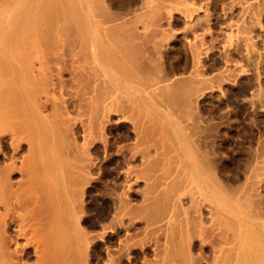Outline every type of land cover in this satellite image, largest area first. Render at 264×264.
Here are the masks:
<instances>
[{"label":"bare ground","instance_id":"bare-ground-1","mask_svg":"<svg viewBox=\"0 0 264 264\" xmlns=\"http://www.w3.org/2000/svg\"><path fill=\"white\" fill-rule=\"evenodd\" d=\"M233 84L228 173L241 111L201 105ZM256 122L264 0H0V264H264Z\"/></svg>","mask_w":264,"mask_h":264},{"label":"rangeland","instance_id":"rangeland-1","mask_svg":"<svg viewBox=\"0 0 264 264\" xmlns=\"http://www.w3.org/2000/svg\"><path fill=\"white\" fill-rule=\"evenodd\" d=\"M250 1V0H249ZM177 15V14H176ZM214 29V28H213ZM215 30V29H214ZM178 31V30H177ZM179 35V34H178ZM189 35V34H188ZM181 35H179V37H180ZM188 37V39L190 38V36H187ZM191 38H192V36H191ZM190 38V39H191ZM235 41V40H234ZM180 46H181V44L180 43H176V45L174 46V47H176V48H174V49H177L178 50V47L180 48ZM166 47H168V46H166ZM170 49V48H169ZM174 51V50H173ZM175 52V54H173L172 56H175V57H173V58H175V59H173V58H171L170 56H169V59H167L166 60V64L168 65V66H173L174 65V60L176 61L175 63L177 64L178 62H180V65H181V63H182V65H183V58H184V56H183V52L184 51H181L180 52V55H181V57H176V53H177V51L175 50L174 51ZM179 55V56H180ZM180 58H181V60H180ZM172 59V60H171ZM180 60V61H179ZM182 61V62H181ZM172 62H173V64H172ZM50 67H51V63L50 64H48ZM53 66V65H52ZM175 66H177V65H175ZM174 67V66H173ZM230 67H232V66H230ZM68 70H69V68H68ZM187 71H188V68L186 69ZM212 70H214V69H212ZM212 70H209V74L207 73V75L210 77V76H213V74L214 73H216V70H214V71H212ZM187 71H180V70H175V73H176V75L177 76H184V74L187 72ZM211 71V72H210ZM217 72H218V70H217ZM183 73V74H182ZM181 74V75H180ZM63 76H62V78L66 81L67 79H68V77H69V75H68V72L67 71H64L63 72V74H62ZM247 78L248 77V79H252L253 78V74H248V75H246V76H243V78ZM242 78V80L244 81V79ZM229 85V84H228ZM234 85V84H233ZM232 85V86H233ZM232 86H230V87H232ZM235 85L232 87V88H228V91H227V96H226V98H221V100H220V97L218 96V92H217V90H211V91H208V93H206L207 94V98L204 96V98H202V105H201V107L203 108V109H201V115H202V117L203 116H205L206 117V115L208 114V117H209V115H210V118L212 117V122H214L216 119H219V118H217L219 115L221 116V117H223V114L224 115H226V117L228 118L229 116H232V114L230 115V113L229 112H231V110H229V109H233L232 111L234 112V116L237 114H240L239 112L241 111V116L242 117H240L239 115L236 117L237 119V121H239V124H240V127H239V124H238V126L237 127H235V128H232V127H234V126H229V122H231V124L230 125H233L232 124V121L231 120H233L234 118L233 117H229V118H231V120H229V118H228V120H226V117L225 118H222V119H225L227 122H228V128H227V130L229 131L228 132V134L229 135H233L232 137L233 138H239L238 139V141H240V142H237V139L235 140H232L233 138L232 137H230L228 140H231V141H228L227 140V142H226V144H227V146H230L229 147V150L230 151H228L227 150V148H226V150H225V153H226V155H227V157L225 158V161L227 162L226 163V166H227V170L229 171L228 173H230L231 172V170H232V172H234V163L233 162H235V160L236 161H238L237 160V157L239 156V154L238 153H240V152H242V151H240L239 150V148L241 147V148H243V147H245L246 148V146H248L247 144H245L246 142H247V134H246V132L248 133V130H249V127L247 126V128H248V130L245 128V127H242V126H244V121H246V122H250V121H247V119L249 120V118L250 117H252V115H251V108H247V110H245L246 108H242V106H241V104L243 105L244 103H246V100L250 97V93H246V92H244L245 93V95L244 94H242L243 92H239L238 90H236V88L237 87H235ZM239 87V86H238ZM69 88V87H68ZM69 90H71V89H66V91H69ZM66 91L64 92V94L66 95L67 93H69V92H67L66 93ZM211 92V93H210ZM239 93L241 94V95H239ZM243 95V96H242ZM219 98H218V97ZM65 97V96H64ZM68 97V94H67V96H66V98ZM206 98V99H205ZM244 98V99H243ZM246 98V99H245ZM218 99V100H217ZM204 100H205V102H204ZM219 100L221 101L220 103H219ZM205 104H204V103ZM223 102V103H222ZM226 102H227V104L228 105H224V104H226ZM217 104V105H216ZM218 104H220L219 105V107H218ZM221 104L222 105H224V106H221ZM214 105H216L219 109H220V106H221V112H218V113H220V114H218V113H216L217 111L216 110H218L217 108L215 109V107L213 108V106ZM200 107V108H201ZM239 107H241V109L239 108ZM213 108V109H212ZM205 109V110H204ZM210 110V112L211 113H214V111H215V113L214 114H210V112L208 113V111ZM240 109V110H239ZM257 109V108H256ZM205 112H204V111ZM206 110H208V111H206ZM213 110V111H212ZM218 111H220V110H218ZM235 111H236V113H235ZM238 111V112H237ZM257 111L259 112L258 114H262V112H263V110H261V108H258L257 110H256V115L254 116V119L255 120H259V118L258 117H261V115H258L257 114ZM262 111V112H261ZM202 112L204 113V114H202ZM227 112V113H226ZM244 112H246V113H244ZM248 112V113H247ZM261 112V113H260ZM73 113V114H72ZM221 113H223L222 115H221ZM226 113V114H225ZM242 113H243V115H242ZM71 114L74 116V112H71ZM215 114L217 115V116H215ZM211 115H213V116H215L214 118H213V116H211ZM245 115H247L245 118H247V119H245L244 118V116ZM258 115V116H257ZM219 116V117H220ZM250 116V117H249ZM205 117L203 118L204 120H207V118L208 117H206V119H205ZM239 117V118H238ZM249 117V118H248ZM209 118V119H210ZM233 118V119H232ZM240 118H241V120H240ZM244 118V121L242 122L243 123V125H241L242 123H240L241 121H242V119ZM215 119V120H214ZM208 121V120H207ZM227 122L225 123V124H227ZM245 122V123H246ZM257 124H258V126L256 125L255 126V123H253V126H252V123H251V126L252 127H250V128H252V130L254 131V133H255V135H256V137H258V133L261 131L262 133L261 134H264L263 132H264V125H263V123L261 122V124L260 123H258V122H256ZM210 124V123H209ZM250 124V123H249ZM227 126V125H226ZM230 127V128H229ZM242 127V128H241ZM256 127V128H255ZM258 127V128H257ZM234 131H233V130ZM238 129V130H237ZM244 129L246 130V131H244ZM258 130V131H257ZM111 132H109V134L111 135V137H112V139H110L111 141H113V139L115 140V137H116V130H115V128L114 129H112V130H110ZM238 131H240V132H238ZM238 132V136L236 135V133ZM243 132H245V134L243 133ZM243 133V134H242ZM242 135V136H241ZM240 136V137H239ZM243 136H245V137H243ZM114 137V138H113ZM242 137H243V139H242ZM245 138V139H244ZM79 139V138H78ZM241 139H242V141H241ZM244 140V141H243ZM256 140V138L254 139V141ZM237 142V143H239V144H241V142H242V145H239L238 144V146H237V143H235V142ZM246 141V142H245ZM236 145H235V144ZM243 144H244V146H243ZM253 144V146H255V144H256V142H253L252 143ZM251 144V145H252ZM234 145V146H233ZM232 147H233V150H232V152H231V149H232ZM237 149L236 151H235V148ZM240 148V149H241ZM247 149V148H246ZM240 152H239V151ZM241 150H243V149H241ZM245 151V150H244ZM235 152L237 153V155L235 154ZM224 153V154H225ZM233 153H234V155H236V156H234L233 155ZM101 155L102 154H100V156H99V165L103 162V165H104V167H102L103 165L101 164V169H99V173H100V177H99V180L101 179V181H99L98 180V182L96 183V186H95V188L92 190V192L90 191V194H92V193H94V194H96V192H97V194H96V197H99L100 196V198L101 197H103L104 198V196H106L107 195V192H108V190H109V188L111 187V183H112V178H113V175L114 174H116L115 172H117V170H115V169H118V168H114L113 166H114V163H113V160L112 159H109V161L107 160L106 161V159L107 158H102L103 160H101L100 158H101ZM225 156V155H224ZM229 156V157H228ZM241 156V155H240ZM103 157V156H102ZM229 160H228V159ZM235 158V159H234ZM227 159V160H226ZM100 160H101V162H100ZM232 160V161H231ZM106 164V165H105ZM112 167L114 168V169H112ZM231 168V170H229V168ZM103 168V169H102ZM233 168V169H232ZM96 170H98V169H96ZM115 170V172H113ZM103 171H105V172H103ZM96 172H98V171H96ZM102 172V173H101ZM108 172L110 173V174H112L111 176H110V174H108ZM231 172V173H232ZM102 175V176H101ZM106 185H110L109 187L108 186H106ZM106 186V187H105ZM102 187H104V190H106V191H104L103 190V188ZM101 188H102V190H101ZM105 188H108V189H105ZM97 190V191H96ZM99 191H100V193H99ZM103 191V192H102ZM105 192H106V194H105ZM102 193H104L102 196H101V194ZM100 194V195H99ZM98 195V196H97Z\"/></svg>","mask_w":264,"mask_h":264}]
</instances>
